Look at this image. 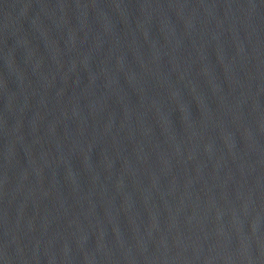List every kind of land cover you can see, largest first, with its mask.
I'll use <instances>...</instances> for the list:
<instances>
[{
	"label": "water",
	"instance_id": "water-1",
	"mask_svg": "<svg viewBox=\"0 0 264 264\" xmlns=\"http://www.w3.org/2000/svg\"><path fill=\"white\" fill-rule=\"evenodd\" d=\"M0 264H264V0H0Z\"/></svg>",
	"mask_w": 264,
	"mask_h": 264
}]
</instances>
